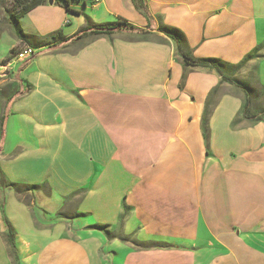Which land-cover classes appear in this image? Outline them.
<instances>
[{
  "label": "crops",
  "instance_id": "1",
  "mask_svg": "<svg viewBox=\"0 0 264 264\" xmlns=\"http://www.w3.org/2000/svg\"><path fill=\"white\" fill-rule=\"evenodd\" d=\"M146 4L152 22L132 0L21 19L34 56L0 60V264H264V0ZM106 17L149 35L74 40ZM160 26L256 89L251 115Z\"/></svg>",
  "mask_w": 264,
  "mask_h": 264
},
{
  "label": "trees",
  "instance_id": "2",
  "mask_svg": "<svg viewBox=\"0 0 264 264\" xmlns=\"http://www.w3.org/2000/svg\"><path fill=\"white\" fill-rule=\"evenodd\" d=\"M48 1L49 0H14V3L19 10L16 12V14L10 17V24L16 30L17 37L18 39L22 40V43L25 42L26 44H28V41L24 39L23 32L21 28L19 27V21L22 18H24L27 14H29L31 11H33L34 9L42 5H46ZM95 1L97 0H53L56 6L64 9L67 13L73 14L75 16L83 15V13L77 9V6H79L80 4L85 7L93 6L96 4ZM132 1H133L135 8L141 13H143L147 17L149 22H152V17L148 11L146 0H132ZM120 31H131V32H135L141 35H149L148 30L138 29L135 26L131 25L127 20L120 19L119 22L117 23H109V24H103V25H91L88 23L85 29H83L80 32V34L74 37V40H79L83 36L88 35V34H91L94 36H109V35H112ZM158 32L164 34L165 36L175 41L177 48H178V52L183 58L186 66L213 70L222 78L223 82H228L232 85H235L237 88L241 89L245 93V98H246L244 111H243V118H246L248 115H251L250 107H251L252 97L250 96V92L252 89L250 87L246 86L245 84L239 81H235L232 78L228 77V75L225 72L224 66L221 64L220 61L215 60V59H200V60L194 59L191 52L185 50V37L179 30L170 28V27L160 26L158 29ZM59 38H62L61 32H57L51 35V37H49V39L51 40L50 43H54ZM63 41H67V40H63ZM26 49H24L23 51H25ZM23 51H21L18 54L16 59L19 57V55ZM254 57L255 55L248 57L246 61H250ZM185 78L186 76L184 74L182 78V82L185 80ZM214 93H216V90L214 91ZM208 105L209 104H207L206 111H205L204 118H203V121H204L203 125H204L205 132H206V126L208 123V114H209ZM251 118H253V121H261L264 119V112H262L261 114H257L255 116L251 115ZM5 122H6V118L4 117L1 122L2 137L4 133ZM13 189L17 192V194H20L22 193V190H26L27 188L23 186V187H13ZM7 237H8V242L11 245L13 257L17 259L14 237H13V233L10 228H9V233Z\"/></svg>",
  "mask_w": 264,
  "mask_h": 264
},
{
  "label": "rangeland",
  "instance_id": "3",
  "mask_svg": "<svg viewBox=\"0 0 264 264\" xmlns=\"http://www.w3.org/2000/svg\"><path fill=\"white\" fill-rule=\"evenodd\" d=\"M98 3V0L95 1ZM48 3V2H47ZM83 5H79L77 7H81ZM19 9L16 7L14 0H0V60L4 57H7L6 60L3 61V64L9 63L11 60H15L16 57L18 56V52L24 48L22 45V42H19L20 44L17 45L16 47H11L13 44L14 40H19L17 37V32L13 28V26L10 24V17L12 15L16 14V12ZM126 15V13H125ZM127 16V15H126ZM100 18V22H96L97 24H108V23H117L119 22V19L114 17V18ZM108 19V20H107ZM21 26L26 30V26L28 27V23L26 20H21L19 21ZM25 43V42H24ZM26 47V46H25ZM252 89V88H251ZM257 90L252 89L250 92V96L255 98L257 96ZM263 96V94H262ZM261 96V97H262ZM253 100V99H252Z\"/></svg>",
  "mask_w": 264,
  "mask_h": 264
},
{
  "label": "built area",
  "instance_id": "4",
  "mask_svg": "<svg viewBox=\"0 0 264 264\" xmlns=\"http://www.w3.org/2000/svg\"><path fill=\"white\" fill-rule=\"evenodd\" d=\"M35 50H32L30 47V51L26 53L25 57L21 59V63H26L31 60V58L34 56Z\"/></svg>",
  "mask_w": 264,
  "mask_h": 264
},
{
  "label": "bare ground",
  "instance_id": "5",
  "mask_svg": "<svg viewBox=\"0 0 264 264\" xmlns=\"http://www.w3.org/2000/svg\"><path fill=\"white\" fill-rule=\"evenodd\" d=\"M29 51H30V48H28L25 51H23L15 61H21V59H23L25 57L26 53L29 52Z\"/></svg>",
  "mask_w": 264,
  "mask_h": 264
},
{
  "label": "water",
  "instance_id": "6",
  "mask_svg": "<svg viewBox=\"0 0 264 264\" xmlns=\"http://www.w3.org/2000/svg\"><path fill=\"white\" fill-rule=\"evenodd\" d=\"M54 2L53 0H49V4L52 5Z\"/></svg>",
  "mask_w": 264,
  "mask_h": 264
}]
</instances>
